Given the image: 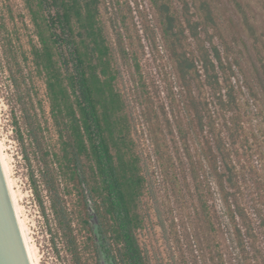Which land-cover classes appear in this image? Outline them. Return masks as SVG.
<instances>
[{
	"label": "rangeland",
	"instance_id": "obj_1",
	"mask_svg": "<svg viewBox=\"0 0 264 264\" xmlns=\"http://www.w3.org/2000/svg\"><path fill=\"white\" fill-rule=\"evenodd\" d=\"M99 9L146 176L138 237L152 263L264 264V0H99ZM38 43L25 0H0V136L30 241L39 264H105L95 204H84L56 160L46 82L32 62ZM205 58L215 63L208 72ZM47 181L68 211L70 238ZM235 201L245 221L217 217Z\"/></svg>",
	"mask_w": 264,
	"mask_h": 264
},
{
	"label": "trees",
	"instance_id": "obj_2",
	"mask_svg": "<svg viewBox=\"0 0 264 264\" xmlns=\"http://www.w3.org/2000/svg\"><path fill=\"white\" fill-rule=\"evenodd\" d=\"M25 3L39 38V43L32 45V62L35 71L45 78L60 142V154H56L59 168L74 182L84 204L89 196L93 200L99 219L98 239L110 264H153L138 237V232L146 227L142 206L146 176L126 103L116 86L119 71L99 17V0H25ZM167 18L166 31L171 32L172 17ZM216 56L220 59L218 52ZM205 61L206 72L208 64L215 68L212 59ZM186 68H195L194 62ZM207 76L211 79L216 75L207 73ZM28 130L35 140L30 121ZM43 175L48 180V169ZM49 184L47 181L52 210L60 229L70 238L68 211L52 194ZM33 186L42 203L34 178ZM209 208L208 203H203L206 215ZM216 212L219 218L229 215L232 220L245 221L247 217L244 206L237 201ZM230 226L221 222L217 228ZM238 231L241 232L239 226ZM71 242L76 245L75 239ZM72 253L78 255L76 248Z\"/></svg>",
	"mask_w": 264,
	"mask_h": 264
},
{
	"label": "water",
	"instance_id": "obj_3",
	"mask_svg": "<svg viewBox=\"0 0 264 264\" xmlns=\"http://www.w3.org/2000/svg\"><path fill=\"white\" fill-rule=\"evenodd\" d=\"M91 223L99 237V219L95 209L89 206ZM99 240V239H98ZM99 252L110 264L101 246ZM0 264H34L23 224L13 195L3 148L0 140Z\"/></svg>",
	"mask_w": 264,
	"mask_h": 264
},
{
	"label": "bare ground",
	"instance_id": "obj_4",
	"mask_svg": "<svg viewBox=\"0 0 264 264\" xmlns=\"http://www.w3.org/2000/svg\"><path fill=\"white\" fill-rule=\"evenodd\" d=\"M0 140H1L2 148H3V153H4V157H5V161H6V166H7V170H8V174H9V179H10L13 195H14L15 202H16V205H17V208H18V211H19V215H20V218H21V221H22V224H23V228H24V231H25V234H26V238H27V241H28V244H29V247H30V251H31V254H32V257H33V260H34V264H39V258H38V255H37V251H36L35 247L31 244L30 237H29V234H28V228H27L26 219L23 217L22 207L20 205L19 195L17 193V190L15 189L14 179L12 178V172L13 171H12V166L10 164L11 161H9V158H8L9 156H7L8 154H6V152H5V147H4V143L2 141L1 136H0Z\"/></svg>",
	"mask_w": 264,
	"mask_h": 264
}]
</instances>
